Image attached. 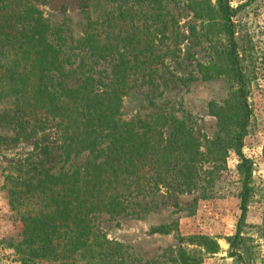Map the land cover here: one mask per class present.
I'll return each instance as SVG.
<instances>
[{"label":"trees","instance_id":"1","mask_svg":"<svg viewBox=\"0 0 264 264\" xmlns=\"http://www.w3.org/2000/svg\"><path fill=\"white\" fill-rule=\"evenodd\" d=\"M34 1L0 0V89H9L7 104L13 107L16 127L45 132L54 126L58 156L66 162L85 159L55 170L47 166L53 153L46 144V155L25 189L12 191L10 203L22 212V239L16 245L22 264L197 262L183 247L143 259L108 237L96 226V218L142 216L152 203L168 204L159 196L165 189L200 190L202 196L195 199L210 197L230 148L242 156L240 171L250 170V160L241 151L249 118L239 117L231 129L222 124L230 137L218 134L205 145L173 107L147 117L122 118L123 98L135 86L157 90L170 74L166 58L178 53L180 23L165 0H86L85 30L77 39L64 24L49 23ZM187 4L196 16L221 21L222 48L205 78L223 73L243 95L246 78L234 48V9L227 0ZM239 106L248 108L244 100ZM251 197L249 177H244L240 226Z\"/></svg>","mask_w":264,"mask_h":264},{"label":"rangeland","instance_id":"2","mask_svg":"<svg viewBox=\"0 0 264 264\" xmlns=\"http://www.w3.org/2000/svg\"><path fill=\"white\" fill-rule=\"evenodd\" d=\"M85 1L34 2L49 23L64 24L67 33L77 39L85 30ZM197 1L204 6L218 2ZM227 1L234 9V48L244 68V94L240 95L235 80L223 73L205 78L207 68L216 66L213 59L222 48V26L218 27L221 21L196 16L187 0H165L182 32L177 55L166 58L171 75L167 73L157 90L133 87L123 98L121 112L123 119L130 120L147 117L159 108L173 107L178 116L187 118L203 145L218 134L226 137L222 124L225 128L236 127L239 117L243 121L249 118L241 151L250 160V170L240 171L242 156L230 148L210 197L195 199L202 196L200 190L171 193L165 189L159 196L168 204L155 207L152 203L153 208L142 216L102 214L96 218V226L108 237L128 245L143 259L156 258L169 247H183L198 257L193 264H264V0ZM217 65L222 69L221 59ZM0 90L4 95L0 98V264H22L16 250L22 239V212L10 203L12 191L25 189L46 155L42 149L46 144L53 153L47 166L55 170L79 164L85 156L68 162L60 158L54 126L45 132L37 127H16L13 107L7 104L9 89ZM239 100L246 101V111L239 106ZM244 177H249L252 197L240 226ZM20 208L26 210L24 204ZM239 229V237L233 240Z\"/></svg>","mask_w":264,"mask_h":264}]
</instances>
